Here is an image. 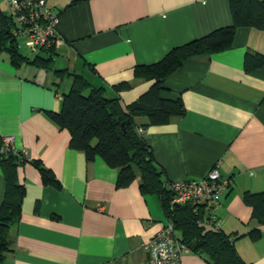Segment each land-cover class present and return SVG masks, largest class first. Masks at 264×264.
Returning a JSON list of instances; mask_svg holds the SVG:
<instances>
[{"label": "crops", "instance_id": "obj_1", "mask_svg": "<svg viewBox=\"0 0 264 264\" xmlns=\"http://www.w3.org/2000/svg\"><path fill=\"white\" fill-rule=\"evenodd\" d=\"M45 1L58 16L56 67H14L0 50V151L12 137L10 152L24 160L16 167L24 189L20 215L0 264H140L149 257L143 245L169 220L157 196L140 192L139 176L120 187L116 169L70 148L69 133L48 112H59L72 78L54 71L83 76L125 107L150 86L134 68L231 25L228 0ZM246 54H264V31L240 28L230 48L186 60L165 80L161 95L180 97L182 116L161 126L143 117L134 122L167 186L201 179L215 166L230 180L215 210L216 228L236 238L244 263L264 264V225L242 200L245 192H264V67L245 73ZM124 82L131 89L115 94L112 88ZM35 162L58 186L43 182ZM4 190L0 159V205ZM180 264L209 263L188 250Z\"/></svg>", "mask_w": 264, "mask_h": 264}, {"label": "trees", "instance_id": "obj_2", "mask_svg": "<svg viewBox=\"0 0 264 264\" xmlns=\"http://www.w3.org/2000/svg\"><path fill=\"white\" fill-rule=\"evenodd\" d=\"M232 24L219 28L207 36L168 52L159 62L134 68V77L150 82L146 92L131 104L123 107L118 97L108 96L104 88L95 87L83 76L55 70L57 74H68L72 82L61 99L59 112H48L52 120L70 135V148L85 154L91 161L99 158L118 171L117 185L130 186L137 176L143 195L158 197L162 210L177 231L178 240L189 251L205 256L209 264H246L238 256L234 237L227 236L214 225L199 224L203 211L195 215L193 207L184 205L171 207L172 193L163 179V171L155 163L151 148L138 133L136 117L146 118L149 126L167 124L171 118L184 114L180 97H162L163 83L177 72L184 61L198 56L222 52L232 46L235 33L240 28L264 31V0H228ZM13 22L0 11V50L5 51L14 67L31 65L37 69L51 70L53 49L40 51L30 60L19 53V43L13 39ZM44 54V55H42ZM264 67V54H246L243 69L247 74ZM115 94L131 89L129 83L114 86ZM1 145V142H0ZM5 190L0 205V263L10 251V228L17 223L24 196L18 184L16 167L22 164L21 153L0 151ZM46 184L58 186L53 174L33 163ZM243 203L251 209V216L264 225V192H245ZM203 209V208H202ZM204 210V209H203ZM205 211V210H204ZM199 214V215H198ZM258 232L251 237L257 238Z\"/></svg>", "mask_w": 264, "mask_h": 264}, {"label": "built area", "instance_id": "obj_3", "mask_svg": "<svg viewBox=\"0 0 264 264\" xmlns=\"http://www.w3.org/2000/svg\"><path fill=\"white\" fill-rule=\"evenodd\" d=\"M6 9L7 16L13 22L11 28L13 39L23 42L25 48L34 53L55 48L59 41L55 29L58 16L52 12L45 0H7ZM138 133L142 134L143 130L138 129ZM12 141V137L4 139L2 152L12 151L10 148ZM230 186V180L222 178L215 166L201 179L170 183L169 189L172 193L170 206L190 205L195 215L201 209L203 214L199 218V224L217 227L215 210L219 205V199ZM143 247L149 257L140 264H180L182 254L188 251L176 237L172 221H169Z\"/></svg>", "mask_w": 264, "mask_h": 264}, {"label": "rangeland", "instance_id": "obj_4", "mask_svg": "<svg viewBox=\"0 0 264 264\" xmlns=\"http://www.w3.org/2000/svg\"><path fill=\"white\" fill-rule=\"evenodd\" d=\"M6 2H7V0H0V11L1 12H4V13L7 12ZM19 53L22 56H26L30 60H32L36 56V54L30 52L28 49L25 48L23 42L19 43ZM42 55H44V54H42ZM58 63H53V68H55Z\"/></svg>", "mask_w": 264, "mask_h": 264}]
</instances>
